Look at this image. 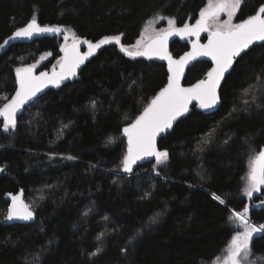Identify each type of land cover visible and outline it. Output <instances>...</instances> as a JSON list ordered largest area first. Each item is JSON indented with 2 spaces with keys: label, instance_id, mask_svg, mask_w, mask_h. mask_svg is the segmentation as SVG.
Instances as JSON below:
<instances>
[{
  "label": "trees",
  "instance_id": "16d2710c",
  "mask_svg": "<svg viewBox=\"0 0 264 264\" xmlns=\"http://www.w3.org/2000/svg\"><path fill=\"white\" fill-rule=\"evenodd\" d=\"M206 4L0 0V45L35 16L39 25L58 27L73 39L120 36L128 48L150 18L190 25ZM262 5L264 0H241L235 23ZM61 43L50 36L0 47V106L15 89L16 69L37 63L42 55L47 56L37 71L51 69ZM188 43L189 38L176 39L169 51L178 57ZM209 67L205 61L195 63L184 84L202 79ZM166 80L165 64L106 45L72 82L28 105L15 128L5 131L0 122V264H210L231 239V212L248 203L253 206L247 212L250 222L264 225V184L252 192L254 198L246 195L252 162L264 145V43L234 61L214 113L193 106L159 140L166 160L123 176L122 128ZM21 188L35 219L3 225V196ZM251 250L264 264V233L252 239Z\"/></svg>",
  "mask_w": 264,
  "mask_h": 264
},
{
  "label": "snow or ice",
  "instance_id": "6c2138e0",
  "mask_svg": "<svg viewBox=\"0 0 264 264\" xmlns=\"http://www.w3.org/2000/svg\"><path fill=\"white\" fill-rule=\"evenodd\" d=\"M240 4L241 0H208V6L201 10L200 19L196 21L194 26L189 27L185 24L183 28L175 29L177 33L197 36L200 32L207 31L209 33L207 45L197 46L194 44L193 51L186 53L178 61L173 60L166 50L167 39L173 34L171 30H161L144 50L139 48L140 40L134 46L135 51L121 47V51L129 56L159 55L161 58L167 59L169 61V72L172 73L168 78V84L151 100L143 112L136 117L135 121L123 129V133L128 138L127 154L122 160L124 171L131 172L132 165L143 156H155L158 164L166 160L168 153L156 149V137L172 128L173 121L188 111V104L192 100H198L201 108H212L219 99L217 88L220 80L228 68L231 67L233 58L239 56L254 41H264V15H262L264 14V5L260 7L256 15L249 16L242 22L233 24V16ZM221 12H226L228 16L227 20L222 22L219 20ZM168 22L170 25L174 24L171 19ZM151 23L150 21L149 26ZM210 24L215 25L213 30H210ZM58 32H60L58 27L40 26L34 16L25 27L17 30L8 39L31 38L34 34ZM65 39H67V36H65ZM110 41L119 44L120 36L104 37L96 44L85 41L88 43L89 48V52L85 55H81L77 51L75 43L71 48L65 47L62 49L65 52V57L64 63L61 64V72L59 74L54 73L51 77L43 72L39 76L33 75L35 65L17 68L18 88L11 101L0 108V116L4 117V130H9V127L15 128L17 112L26 102L35 97L41 88L45 87L47 83H54L59 86L61 79L69 75L74 76L76 68L84 62L86 55H91L94 49H98L101 45ZM4 43L7 44L8 40ZM0 47H3V45H0ZM197 56H210L216 66L207 73L206 80H200L189 88L181 87L180 76L183 74L184 65ZM95 106L93 101L92 107L95 108ZM68 159L73 158L68 157ZM3 170V168H0V171ZM249 179L250 187L246 190V195L251 196L259 185L264 184V150L257 156ZM214 198L221 200L219 196ZM12 201L13 203L6 216L7 220L13 218L32 219L33 213L28 211L26 205L19 203V196H13ZM221 203H223L222 200ZM248 210L245 207L243 212L233 213L234 219L230 217L233 223L240 222L243 231H236L235 235L232 236L224 264H256L255 260L249 259L252 255L251 241L254 233H264V225L254 226L250 224L246 216ZM99 251L98 249L92 255L98 254Z\"/></svg>",
  "mask_w": 264,
  "mask_h": 264
},
{
  "label": "water",
  "instance_id": "95a60500",
  "mask_svg": "<svg viewBox=\"0 0 264 264\" xmlns=\"http://www.w3.org/2000/svg\"><path fill=\"white\" fill-rule=\"evenodd\" d=\"M259 9H260V8H259ZM259 9H258V10H259ZM258 10H257V12H258ZM257 12H256L254 15H256ZM262 15H263V14H262ZM198 19H200V16H199V17H198V18H197L192 24H190V25H188V26H189V27L194 26V25L196 24V21H197ZM29 22H30V21H29ZM29 22H28V23H29ZM28 23H26V24L23 25V26L18 27V28L15 29V30H14L9 36H7V37L5 38V40L3 41V44H2L3 47H2V48H3V49H6V48H8V47H10V46H12V45H14V44H18V43H30V42H33V41H35V40H37V39L43 38V37L56 36V35L59 33V32H58V33H40V34H34L31 38H14V39H11V40L8 39L9 37H12L13 34H14L17 30H19V29L25 27ZM40 26H41V25H40ZM42 27H43V26H42ZM183 27H184V26H172V27H167V28L164 29L165 31H169V30H171V31L173 32V34L170 35V36L168 37V39H167L166 50H167V54L170 55L171 58H172L173 60H175V61L180 60V58L183 57V56H185L186 53H190V52H192V51H193V45H194V44H196L197 46H203V45H207V44H208V36H209V33H208L207 31L200 32L199 36H197V35H189V34H181V33H177V32L175 31V29H180V28H183ZM154 38H155V36L152 37V38H150L149 40H147V41L143 44V46L140 48V50H144V49L147 47V45H149V44L152 42V40H153ZM181 38H189L188 47H187V49H186L181 55H179L178 57H175V56H173V55L170 53V51H169V47H170V45H171L172 42H174L176 39H181ZM6 40H8V43H7V44L4 43ZM85 41H87V42H91L92 44H96V43H98L100 40H99V41H89V40H86V39H74V40H71L68 44H66V45H64L63 47H61L60 58H59L58 62L56 63V65H55L54 67H52V68L49 69V70H43V71H37V69L34 67V69H33V75H35V76H39V74H40L41 72L46 73L48 77L53 76L54 73L59 74V73L61 72V64L64 63V57H65V52H64L62 49H64L65 47H67V48H71V46L75 43V44L77 45V51H78L81 55H85V54H87V53L89 52L88 43H86ZM263 43H264V41H254L251 45H249V47H248L247 49H245L243 52H241V54H240L239 56H236V57L233 58V62H232L231 67L228 68V70L224 73L223 78L220 80L219 86H218V88H217V95H218V97H219V90H220V88H221V86H222L224 80L226 79V77L230 74V72H231V70H232V67H233V64H234V61H235L237 58H239L242 54H244L245 52H247L249 49H251L253 46L261 45V44H263ZM106 45H116V46L118 47V49H119L120 52H122L124 55H127L124 51H121V47L123 46V45L121 44V42H120L119 44H117V43H115V41H110V42L107 43V44L101 45L100 48H98V49H94V50L92 51V54H91V55H86V57H85V59H84V62H83L82 64H80L79 67L76 68V70H75L76 74H75L74 76L69 75V76H67V77L64 78V79H61V80H60V83H59V86H57V85L54 84V83H47L45 87L41 88L40 92H38V93L36 94L35 97H33V98H32L31 100H29L28 102H26L25 105H24V106H23V107L17 112V114H16V124H17V120H18L19 116L23 113L24 109H25L28 105H30L33 101H35V100H36L37 98H39L41 95H43L44 93H46L48 90L53 89V88H59V87H62V86H64V85H66V84L72 82V81L75 79L76 75L78 74L79 70L82 69V68H83V67H84V66H85V65H86V64H87V63H88V62H89L94 56H95V54L97 53V51H98L99 49H101L102 47H104V46H106ZM123 47H124V46H123ZM127 56H129V55H127ZM130 57H133V58H143V59H154V60H156V61H158V62H160V63L165 64V66H166V70H167V80H166L165 85H164V86L158 91V93H159V92H160V91H161V90H162V89L168 84V78H169V76H170L172 73L169 72V61H168L167 59H163V58H161V56H159V55H151V56H130ZM199 61H205V62H207V63L210 65V67L208 68V70H207V72L205 73L204 77H203L202 79H200V80H206V79H207V73H208L209 71H211L212 68H214V67L216 66V65H215V62L212 60V58H211L210 56H197L194 60H189L188 63L184 65L183 74L180 76V85H181V87L189 88V87H191L192 85H194V84H196V83H198V82L200 81V80H198V81H196V82H194V83H192V84H189V85H185V84H184V78H185V75H186L187 70H188L190 67H192L195 63H197V62H199ZM27 66H29V65H26V66H23V67H27ZM15 82H16V83H15V89H14L13 93H12L11 96H10V97H9V98H8V99H7V100H6V101L0 106V108H3V106H4L6 103H8L9 101H11V99H12L13 96L15 95L16 89L18 88L16 73H15ZM158 93H157V94H158ZM157 94H156V95H157ZM156 95H155V96H156ZM155 96H154V97H155ZM154 97H153V98H154ZM153 98H152V99H153ZM152 99H151V100H152ZM151 100L149 101V103L151 102ZM219 104H220V97H219L217 103H216L212 108H210V109H204V108H201V107H200V105H199V101H198V100H195V99L192 100V101L188 104V111H187V112H184L182 115L178 116V117L173 121L172 128L167 129L165 132L159 134V135L156 137V149H157V151H166V152H167V150H165V149H160V148H159V146H158L159 140H160L161 138L165 137L168 133H170V132L172 131L173 127L175 126V124H176L180 119L186 117V116L189 114V112H190V110H191V107H193V106H197V107L201 108L202 110H204L205 112L211 114V113H214V112L218 109ZM143 110H144V109H143ZM143 110L140 112V114L143 112ZM140 114H139V115H140ZM139 115H138V116H139ZM138 116H137V117H138ZM134 121H135V120H134ZM134 121H132L131 123H133ZM0 122H2V123L4 122V117H3V116H0ZM131 123H130V124H131ZM128 125H129V124H128ZM128 125H126V126H124V127L122 128V135L124 136V138H125V143H126V147H125V155L127 154V149H128V138H127V136L123 133V129H124L125 127H127ZM262 150H264V145L261 147V149H260V151L258 152L257 156L259 155V153H260ZM167 153H168V152H167ZM125 155H124V156H125ZM257 156L255 157V159H254L253 162H252V165H251V168H250V172H251L252 167L254 166V163H255V160H256ZM123 159H124V158H123ZM154 161H156L155 156H143L141 159L137 160V161L132 165V171H131V172H126V171H124V170H123V165H122V167H121V174H122L123 176H129V175L133 174V172L135 171V169H136L138 166L143 165V164H145V163L154 162ZM156 162H157V161H156ZM250 172H249L248 177L250 176ZM259 187H260V185L258 186V189H259ZM258 189H257L256 191H258ZM13 196H19V203H20L21 205H26L28 211H31V212L33 213V217H32V219H30V220H23V219H19V218H13L12 220H7V219H6V216H7V214H8L9 208L11 207V205H12V203H13V201H12V197H13ZM3 198H4L5 201H7V209H6V213H5V216H4V218H3V221H2V224H3V225H10V224H29V223H31V222L34 221V219H35V213H34V212L28 207V205L26 204V202H25V200H24V191H23L22 188L19 189L16 193H6V194L3 196ZM245 207H247L249 210H250L251 208H253V206H251V205L248 204V203H246V206H245ZM249 210H248V211H249ZM260 234H261V233H254V234H253V238L256 237V236H258V235H260Z\"/></svg>",
  "mask_w": 264,
  "mask_h": 264
},
{
  "label": "rangeland",
  "instance_id": "374dc122",
  "mask_svg": "<svg viewBox=\"0 0 264 264\" xmlns=\"http://www.w3.org/2000/svg\"><path fill=\"white\" fill-rule=\"evenodd\" d=\"M208 6V0H207V4L206 6L204 7V9ZM239 9V8H238ZM238 9L236 10V12L238 11ZM235 12V14H236ZM235 14L233 16V19H232V23L233 24H236L235 23V20H234V17H235ZM228 16H227V13L226 12H221L220 15H219V20L222 22L224 20H227ZM152 22L151 25L149 26V22ZM169 19H165L163 17H160V16H155L153 18H150L143 26L142 30H141V33L139 34V37L137 38V40L134 42V44H132L131 46L128 47V49L130 51H135V47L137 45V41L140 40L141 43L139 45V48H141L143 46V44L149 40L150 38L156 36L157 33H159L161 30H164L165 28L167 27H172L174 26V24L170 25L169 24ZM158 24H164V25H161V28H158L157 25ZM210 28L214 29L215 28V25H212L210 24ZM56 36H58L61 40H62V46L63 47L64 45L68 44L70 40H74L71 36V34H69V32H65V31H61L59 32ZM65 36H67V39H65ZM47 55H42L39 60L37 61V63L35 64H32V65H35V67H38L39 66V63L44 61L45 58H46ZM16 73V72H15ZM149 104V103H148ZM249 186L248 188L250 187V181L248 182ZM247 188V189H248ZM254 192V191H253ZM248 196V195H247ZM240 212H243L240 211ZM233 213L234 212H231L230 215H229V226L231 227V229L233 230V235H235V232L236 231H243V227L240 225V222L239 221H236L235 223L232 222V220H230V217H233ZM246 216L249 220V223L252 224V222H250V217L249 215L246 213ZM234 219V217H233ZM253 225V224H252ZM231 236V238H232ZM230 241L231 239L229 240V242L227 243L225 249L222 250L221 254L215 258L210 264H224L225 262V259L228 255V252H227V249H228V246L230 244ZM250 260H255L256 261V264H262L261 261L253 254L252 252V255L249 257Z\"/></svg>",
  "mask_w": 264,
  "mask_h": 264
},
{
  "label": "flooded vegetation",
  "instance_id": "af4514ba",
  "mask_svg": "<svg viewBox=\"0 0 264 264\" xmlns=\"http://www.w3.org/2000/svg\"><path fill=\"white\" fill-rule=\"evenodd\" d=\"M263 15H264V14H263ZM210 30H213V28H212V29L210 28ZM254 192H256V191L254 190ZM254 192H253V193H254ZM251 197L254 198V197H255V194H252Z\"/></svg>",
  "mask_w": 264,
  "mask_h": 264
},
{
  "label": "bare ground",
  "instance_id": "6f19581e",
  "mask_svg": "<svg viewBox=\"0 0 264 264\" xmlns=\"http://www.w3.org/2000/svg\"><path fill=\"white\" fill-rule=\"evenodd\" d=\"M57 89V88H56ZM44 95V94H43Z\"/></svg>",
  "mask_w": 264,
  "mask_h": 264
}]
</instances>
